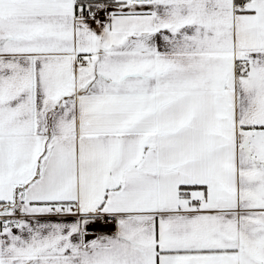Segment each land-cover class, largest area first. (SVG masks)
<instances>
[{"label": "snow or ice", "instance_id": "6c2138e0", "mask_svg": "<svg viewBox=\"0 0 264 264\" xmlns=\"http://www.w3.org/2000/svg\"><path fill=\"white\" fill-rule=\"evenodd\" d=\"M0 264H264V0H0Z\"/></svg>", "mask_w": 264, "mask_h": 264}]
</instances>
